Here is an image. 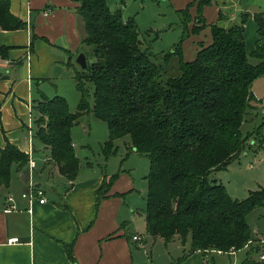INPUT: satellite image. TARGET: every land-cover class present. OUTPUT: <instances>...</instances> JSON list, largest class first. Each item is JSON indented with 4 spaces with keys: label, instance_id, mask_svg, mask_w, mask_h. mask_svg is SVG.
<instances>
[{
    "label": "trees",
    "instance_id": "obj_1",
    "mask_svg": "<svg viewBox=\"0 0 264 264\" xmlns=\"http://www.w3.org/2000/svg\"><path fill=\"white\" fill-rule=\"evenodd\" d=\"M72 1L83 23L80 52L87 60L86 70L75 69L77 110L70 112L62 96L42 97L32 106L37 112L33 138L48 150V159L58 171L74 180L79 159L71 129L91 111L108 128V139L101 145L104 157L113 153L116 139L129 136L131 149L148 158L144 207L148 234L166 242L175 235L183 243L189 237L192 252L245 247L251 240L245 216L263 205L264 187L238 200L210 175L239 153L249 135L240 127L254 113L250 85L264 75V44L257 40L247 54L243 30L252 17L257 37L264 35V12H240L236 21L228 23L219 11L217 21L210 25L212 42L193 60L184 61L181 41L165 53H153L143 45L135 19H123L106 0ZM210 1H197L193 32L205 26L201 11ZM9 5L10 0H0V27L23 28L25 23L10 12ZM188 7L179 11L182 36L191 21ZM90 89L92 105L88 103ZM259 126L250 133H257ZM28 158L7 142L0 149V186L7 187L12 166L19 168ZM115 177L104 181L99 198ZM66 252L74 262L71 245ZM239 264L264 261L246 252Z\"/></svg>",
    "mask_w": 264,
    "mask_h": 264
},
{
    "label": "crops",
    "instance_id": "obj_2",
    "mask_svg": "<svg viewBox=\"0 0 264 264\" xmlns=\"http://www.w3.org/2000/svg\"><path fill=\"white\" fill-rule=\"evenodd\" d=\"M197 1L170 0L181 23L179 11L189 6L191 21L181 39L184 61L193 60L212 42L210 25L217 21L219 11L228 23L236 21L240 12H264V0H211L201 11L205 26L193 32ZM76 6L72 0H10V12L25 26L13 30L0 27V149L10 142L35 161L33 169L28 162L19 168L13 165L9 185L0 186V264H216L217 252H192L190 246L179 244L177 235L166 242L146 230V234L130 231L134 214L131 195L138 186L130 170L116 174L99 198L100 187L114 175L113 166L98 171L92 161L86 166L79 161L76 178L68 180L48 159V150L33 138L37 112L32 106L39 99L59 95L67 101V94L75 90L77 104L79 101L74 74L80 67L75 57L81 50L84 27ZM243 40L247 54L257 40L264 44V35L257 37L252 17L245 22ZM125 143L127 154H138L131 149L130 140ZM72 145L74 148L73 141ZM108 157L96 159V165L108 164ZM145 183L147 190V180ZM31 186L43 190L46 202H29L22 196ZM8 196L12 201L6 200ZM10 205L15 207L8 209ZM136 234L141 237L139 242L132 239ZM15 237L16 242H8ZM146 237L153 242L162 240L165 247L149 261L142 260L143 254L147 255ZM67 245L72 247L74 262L66 252ZM239 252L242 254L237 255ZM219 255H226L229 262L217 264H239L245 251L243 247Z\"/></svg>",
    "mask_w": 264,
    "mask_h": 264
},
{
    "label": "rangeland",
    "instance_id": "obj_3",
    "mask_svg": "<svg viewBox=\"0 0 264 264\" xmlns=\"http://www.w3.org/2000/svg\"><path fill=\"white\" fill-rule=\"evenodd\" d=\"M106 2L112 11H119L123 19L129 17L135 19L143 45L153 53H165L183 39L181 22L173 10L170 0H106ZM249 60L254 61L250 57ZM88 61H91V57H88ZM250 91L255 98L253 101L254 113L251 117L248 115L246 118L249 121L243 122L240 127L243 134L249 133L246 143L225 167L210 175L224 187L230 197L238 200L244 199L249 192L264 187V75L251 82ZM67 95L68 109L70 112H75L78 105L75 90H73V94ZM88 103L92 105L91 89ZM258 125H260L257 130L258 134L250 133ZM71 139L74 143V153L78 157L80 165L86 166L87 161H92L93 167L98 171H101V168H112L113 166L114 174L126 169L135 176L138 186L131 195L134 214L131 218V230H129L146 234L143 209L147 191L144 176L149 170L148 158L138 152V154H127L125 141L129 140V136H125L115 140L114 151L108 157V164L105 162L101 163L102 165H96V159L102 158L103 160L105 158L100 154V145L108 139V128L106 123L94 117L91 111L83 114L79 118V122L72 127ZM119 166L122 168H118ZM245 221L251 232V240L244 247V251L251 258L256 259L258 239L260 238L258 235L264 236V202L263 205L249 211L245 216ZM146 241L147 255L143 254V261H149L151 257L157 258L156 251L160 249L163 252L165 249L164 242L160 239L153 242L152 239L146 237ZM181 243L180 241L179 244L181 245ZM184 243L185 247L190 246L189 237ZM152 249L155 253L152 252ZM241 254L242 252L237 253V255ZM221 262H229L227 256L215 254L214 263ZM209 263H211V259H209Z\"/></svg>",
    "mask_w": 264,
    "mask_h": 264
},
{
    "label": "built area",
    "instance_id": "obj_4",
    "mask_svg": "<svg viewBox=\"0 0 264 264\" xmlns=\"http://www.w3.org/2000/svg\"><path fill=\"white\" fill-rule=\"evenodd\" d=\"M48 11H49V10H46L45 14H46ZM263 149H264V146H263ZM28 165H29V167H30L31 169H33V168L35 167V161H34V159L31 158L30 156H29V158H28ZM22 196L28 198V199H29V202H32V200H34V199H38V201H39L40 203H44V202H46V198L44 197L43 190L40 189V188H35L34 186H31L30 191H29L28 193H26V192L23 193ZM6 200L9 202V201H12V198L8 196V197L6 198ZM14 207H15L14 205H10V206L7 207V208L9 209V208H14ZM29 211H31V210L29 209ZM132 239H133L134 241L139 242V241L141 240V237L138 236V235L136 234V235H133V236H132ZM16 241H17V238H16V237H15V238H10V239L8 240L9 243H11V242H16ZM248 242H250V240H249ZM258 242H259V246H260V247H259V250H258V253H257V259H258L259 261H264V237L259 238V239H258ZM210 251H215V252H217V254L231 253V252H233V251H231V250L228 251V252H221L220 250H210Z\"/></svg>",
    "mask_w": 264,
    "mask_h": 264
},
{
    "label": "water",
    "instance_id": "obj_5",
    "mask_svg": "<svg viewBox=\"0 0 264 264\" xmlns=\"http://www.w3.org/2000/svg\"><path fill=\"white\" fill-rule=\"evenodd\" d=\"M76 64L80 67L81 70L87 69V60L84 52H79L75 57Z\"/></svg>",
    "mask_w": 264,
    "mask_h": 264
}]
</instances>
